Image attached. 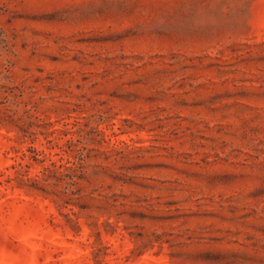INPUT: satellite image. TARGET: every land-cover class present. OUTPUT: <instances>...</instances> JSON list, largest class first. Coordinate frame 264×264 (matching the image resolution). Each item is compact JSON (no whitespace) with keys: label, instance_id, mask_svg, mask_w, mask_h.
Wrapping results in <instances>:
<instances>
[{"label":"rangeland","instance_id":"374dc122","mask_svg":"<svg viewBox=\"0 0 264 264\" xmlns=\"http://www.w3.org/2000/svg\"><path fill=\"white\" fill-rule=\"evenodd\" d=\"M0 264H264V0H0Z\"/></svg>","mask_w":264,"mask_h":264}]
</instances>
